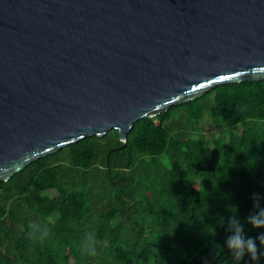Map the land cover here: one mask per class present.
Masks as SVG:
<instances>
[{
	"label": "trees",
	"instance_id": "trees-1",
	"mask_svg": "<svg viewBox=\"0 0 264 264\" xmlns=\"http://www.w3.org/2000/svg\"><path fill=\"white\" fill-rule=\"evenodd\" d=\"M261 209L264 81L222 85L139 120L126 143L88 137L2 182L0 264H264L227 247L233 216L246 237L264 233L249 222ZM32 222L49 235L30 237Z\"/></svg>",
	"mask_w": 264,
	"mask_h": 264
},
{
	"label": "water",
	"instance_id": "water-1",
	"mask_svg": "<svg viewBox=\"0 0 264 264\" xmlns=\"http://www.w3.org/2000/svg\"><path fill=\"white\" fill-rule=\"evenodd\" d=\"M264 81V0H0V184L218 86Z\"/></svg>",
	"mask_w": 264,
	"mask_h": 264
},
{
	"label": "clouds",
	"instance_id": "clouds-1",
	"mask_svg": "<svg viewBox=\"0 0 264 264\" xmlns=\"http://www.w3.org/2000/svg\"><path fill=\"white\" fill-rule=\"evenodd\" d=\"M257 206H259V197L253 194ZM235 211V208H232ZM250 224L255 228H264V209H261L258 213L249 216ZM231 224L234 228L233 234L227 239V247L232 250L234 257L237 260L243 258L244 255H248L251 260L259 261L261 257H264V252L260 251L257 245V239L264 242V233H261L258 237H246L243 226L239 220L233 216L231 218ZM30 231L28 235L37 239H44L49 235V228L45 225H41L38 222H32L29 225ZM96 237L92 232L86 234L85 238L81 242L82 250L89 255H96Z\"/></svg>",
	"mask_w": 264,
	"mask_h": 264
},
{
	"label": "rangeland",
	"instance_id": "rangeland-1",
	"mask_svg": "<svg viewBox=\"0 0 264 264\" xmlns=\"http://www.w3.org/2000/svg\"><path fill=\"white\" fill-rule=\"evenodd\" d=\"M204 129V134L206 137H210L211 135L219 134L221 131L218 125L212 123V122H206L202 125Z\"/></svg>",
	"mask_w": 264,
	"mask_h": 264
}]
</instances>
